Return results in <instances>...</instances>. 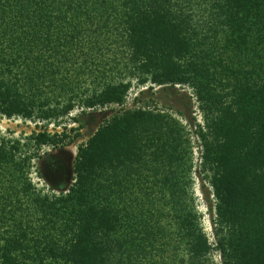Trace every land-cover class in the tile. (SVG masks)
<instances>
[{"label": "trees", "instance_id": "16d2710c", "mask_svg": "<svg viewBox=\"0 0 264 264\" xmlns=\"http://www.w3.org/2000/svg\"><path fill=\"white\" fill-rule=\"evenodd\" d=\"M133 85L188 88L203 125L123 108ZM113 106L67 190L37 189L41 150L80 136L48 125ZM0 117L43 123L0 138V264H264V0H0Z\"/></svg>", "mask_w": 264, "mask_h": 264}, {"label": "rangeland", "instance_id": "374dc122", "mask_svg": "<svg viewBox=\"0 0 264 264\" xmlns=\"http://www.w3.org/2000/svg\"><path fill=\"white\" fill-rule=\"evenodd\" d=\"M145 89V90H144ZM141 91L144 93L140 95ZM135 97L139 98V103L136 106L149 108H157L171 113L176 119H178L182 125L187 126L190 131L194 130L193 126H190L191 121L187 120L189 117L195 118V123L203 125L202 115L197 108V103L193 98L192 92L185 87H153L151 90H147L146 87H137L133 85L130 90L126 103L123 106L125 109H130L134 106L133 100ZM153 102V103H152ZM122 109L121 107L113 106L104 111L88 112L85 115H80L81 110L75 109L69 117L64 118L61 121V125L55 126L54 123L48 125V131L59 132L63 127L77 129L80 134L79 137L70 145L53 149L51 147H45L41 150L42 158L33 161L32 168L30 169V179L32 184L43 193L58 194L59 191H66L68 186L62 189H58L63 184V178L68 176V173L72 169V163L75 158L77 147L83 144L87 139L96 131V129L107 120L114 112ZM178 112H181L183 116H180ZM78 115L80 123H73L71 118ZM38 121L22 120L20 118L5 119L0 117V138L6 140H17L21 145H24L27 138L34 131L37 132L40 129ZM81 125V128L79 127ZM79 127V128H78ZM190 131V132H191ZM70 137L76 135V132H67ZM197 137L191 136V142L193 144V159H194V198L197 206V210L202 216V227L204 232L212 242V224L207 212L205 193L202 192V185L208 187V183L203 181V177L200 172V155L201 152L197 149L195 144ZM200 149V148H199ZM53 189V191H52ZM211 188L208 189V192ZM207 193V192H206ZM212 198V197H211ZM212 264H221V259L217 252H213L211 255Z\"/></svg>", "mask_w": 264, "mask_h": 264}, {"label": "flooded vegetation", "instance_id": "af4514ba", "mask_svg": "<svg viewBox=\"0 0 264 264\" xmlns=\"http://www.w3.org/2000/svg\"><path fill=\"white\" fill-rule=\"evenodd\" d=\"M71 180H72V172L70 171L68 173V176L66 178H63V184H61V186L58 189L64 188L63 185L65 187L69 186V184L71 183Z\"/></svg>", "mask_w": 264, "mask_h": 264}]
</instances>
